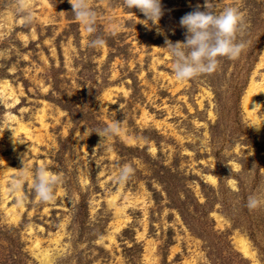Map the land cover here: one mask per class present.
<instances>
[{
	"label": "rangeland",
	"instance_id": "374dc122",
	"mask_svg": "<svg viewBox=\"0 0 264 264\" xmlns=\"http://www.w3.org/2000/svg\"><path fill=\"white\" fill-rule=\"evenodd\" d=\"M208 2L243 13L247 46L178 83L164 40L183 42L180 18L206 0H161L157 26L124 0H90L93 35L72 0H0V264H252L239 240L264 264V206L246 207L264 193V93L243 108L264 81V0ZM96 35L106 47L88 46ZM113 119L125 134L88 135ZM124 163L136 171L119 184ZM42 166L62 177L54 201L30 179L9 191Z\"/></svg>",
	"mask_w": 264,
	"mask_h": 264
},
{
	"label": "clouds",
	"instance_id": "9594fccd",
	"mask_svg": "<svg viewBox=\"0 0 264 264\" xmlns=\"http://www.w3.org/2000/svg\"><path fill=\"white\" fill-rule=\"evenodd\" d=\"M71 8L76 21L86 33L93 35L97 31V12L90 4V0H72ZM124 6L136 9L142 13L144 19L138 20L140 24L148 26L150 21L157 26L163 13L161 0H124ZM212 3L206 0L204 11H192L183 15L179 25L186 30L183 42L164 40V48L171 60V75L178 83L210 75L219 66L220 58L236 59L245 50L247 42L238 39L244 19L243 13L234 6L223 8L219 12L210 10ZM31 14L22 17L23 23H31ZM162 33V30L157 28ZM89 47L103 48L107 46L106 40L99 35L87 41ZM102 138L101 144L114 136L125 134L121 121L113 119L107 125L90 130ZM136 169L131 163L117 165L114 181L124 184L130 180ZM19 176L13 178L10 192L22 191L25 181L31 180L32 189L40 202H52L55 199L56 185L62 182V177L51 173L47 168L40 167L36 170L22 169L17 171ZM264 206V193L250 194L246 200V207L255 210Z\"/></svg>",
	"mask_w": 264,
	"mask_h": 264
},
{
	"label": "bare ground",
	"instance_id": "6f19581e",
	"mask_svg": "<svg viewBox=\"0 0 264 264\" xmlns=\"http://www.w3.org/2000/svg\"><path fill=\"white\" fill-rule=\"evenodd\" d=\"M262 65H264V55H263L262 59L260 60L258 67H260ZM262 80H264V76H263ZM5 88H6V86H4L2 88V92L5 90ZM259 92L264 93V81H263L262 85L251 81L249 84L248 90H247V94L244 96V100H243V108L248 115L251 114V112L253 111V108L257 105L255 100H254V97H255L254 95L258 94ZM21 130H24L25 132L27 131L24 128H21ZM26 133H28V132H26ZM5 194H6V191H4V195ZM17 201H18V203H20L19 198ZM14 208H15L14 206L11 207L7 213H9L11 216H13L15 218L16 214L14 213ZM238 245H239V249L242 251L243 255L245 257L251 259L252 264H255L253 252L251 251L247 242H245L244 240H239Z\"/></svg>",
	"mask_w": 264,
	"mask_h": 264
}]
</instances>
